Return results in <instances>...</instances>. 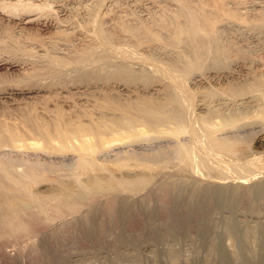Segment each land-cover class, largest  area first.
<instances>
[{
    "label": "rangeland",
    "instance_id": "1",
    "mask_svg": "<svg viewBox=\"0 0 264 264\" xmlns=\"http://www.w3.org/2000/svg\"><path fill=\"white\" fill-rule=\"evenodd\" d=\"M13 1L0 0V93L8 94L0 96V164L7 177H0V264L56 258V264H178L223 236L231 247H264V0ZM27 13L37 22L20 25ZM174 26L187 34L178 40ZM204 28L211 36L203 41ZM172 75L190 95L188 105L176 101ZM82 127L88 133H79ZM177 128L189 133L181 143L198 153L212 143L216 153L210 149L200 173L172 141L109 148L126 135L151 131L154 138ZM60 131L67 141H59ZM63 142L75 150H49ZM89 142L99 151L93 177L70 157ZM116 158L167 159L168 167L125 173L113 169ZM221 194L249 205L226 209ZM211 201L216 206L209 211ZM183 202L211 215L196 225L208 223L212 235L178 234ZM45 249L56 251L53 259L39 253Z\"/></svg>",
    "mask_w": 264,
    "mask_h": 264
},
{
    "label": "bare ground",
    "instance_id": "2",
    "mask_svg": "<svg viewBox=\"0 0 264 264\" xmlns=\"http://www.w3.org/2000/svg\"><path fill=\"white\" fill-rule=\"evenodd\" d=\"M11 1H13V0H11ZM14 2V1H13ZM11 2L10 3V5H12V6H16L17 5V3L19 2ZM22 2V1H21ZM9 5V4H8ZM17 7V6H16ZM19 7V6H18ZM2 10V9H1ZM5 10V9H4ZM32 10V9H31ZM246 10V9H245ZM24 11H25V9H24ZM23 11V12H24ZM27 11V10H26ZM5 13V12H4ZM2 11H0V19H1V17H3V16H5V14H4ZM26 14V13H25ZM25 14H23V15H21V17H19V21H20V25H32V24H34L35 22H37L36 21V19H34L33 18V15H28V13H27V15H25ZM187 14V13H186ZM191 14H193V13H191ZM15 15V14H14ZM25 15V17H22V16H24ZM9 16V15H8ZM187 16V15H186ZM189 16H191L190 15V13H189ZM7 17V16H6ZM35 17V16H34ZM185 17V16H184ZM196 17H197V15H196ZM199 17V16H198ZM189 18L190 17H187V19H188V21H191L190 23H192L193 25L192 26H195V24L198 22V19H196L195 18V16H194V14H193V17H191L190 19L191 20H189ZM197 21V22H196ZM186 24H188L187 23V21L185 22ZM184 23V24H185ZM2 25V24H1ZM178 25V24H177ZM182 25V24H181ZM197 25V24H196ZM186 26V25H185ZM189 26V25H188ZM187 26V27H188ZM175 27V26H174ZM198 27V26H197ZM196 28V27H195ZM198 28H200V27H198ZM174 29V28H173ZM175 29H176V31H175V33L173 34V35H175L174 37H176L178 40H180L181 38H183L184 37V35L185 34H187V32H188V30L186 29V27L185 28H176L175 27ZM205 29V30H204ZM203 30V32H202V30L200 31V33H201V38L203 39V41L204 40H206L205 38L208 36L209 37V35L210 34H208V33H210V32H208V31H206V28H204ZM192 30V29H191ZM172 33V32H171ZM170 33V34H171ZM196 35V37H199L200 38V36H197L198 34H195ZM211 36V35H210ZM176 38H175V40H176ZM174 39V38H173ZM210 40H211V38H210ZM177 41V40H176ZM106 43V42H105ZM109 43V42H108ZM103 45H104V43H103ZM109 47H110V45H109ZM105 49V48H104ZM107 52V51H106ZM114 52V51H113ZM104 53V52H103ZM110 54V53H109ZM90 57V56H89ZM88 56H86V58H89ZM82 59V58H81ZM91 59H93V58H91ZM91 59H89V62H90V60ZM95 59V58H94ZM88 60V59H87ZM96 60V59H95ZM84 60H82V64L84 65V62H83ZM86 62V61H85ZM88 62V61H87ZM87 62H86V64H87ZM93 62V61H92ZM1 63V62H0ZM58 64V63H57ZM62 64V67L65 65V64H63V63H61ZM70 64V63H69ZM66 65H68V64H66ZM80 65V64H79ZM82 65V66H83ZM58 69H60V68H58ZM64 68H62V70H63ZM61 70V69H60ZM60 70H58V71H60ZM170 71V70H169ZM175 71V70H174ZM173 74V73H172ZM168 75V74H167ZM178 75V74H177ZM173 76V79H174V75H172ZM171 77V76H170ZM176 77H178V76H176ZM176 77H175V81H176V83L175 84H177V88H178V91H177V93L175 92V94H174V96H176L177 98H176V101H178L179 100V103L180 104H182L183 106L185 105V104H187L188 102L190 103V101H188L189 100V98L186 96V94L188 95V93H186L185 94V92L183 91V86H182V81L180 80L179 81V84H178V80H176ZM180 77V76H179ZM172 78V77H171ZM182 79V78H181ZM174 87V86H173ZM175 90V89H174ZM16 91V90H15ZM21 92V91H20ZM13 94L15 93V92H12ZM12 93L11 94H9V95H12ZM22 93V92H21ZM173 93H174V91H173ZM6 95H8L7 93H3V94H1L0 93V96L1 97H5ZM188 96H190V95H188ZM188 99V100H187ZM181 105V107H183ZM188 105V104H187ZM191 106V105H190ZM256 106V105H255ZM252 107V106H251ZM191 109V108H190ZM185 110H187V109H185ZM246 110V109H245ZM251 111V110H250ZM187 112V113H186ZM185 113L186 114H190V111H186ZM187 116V115H186ZM193 116V115H192ZM189 118H190V115H189ZM250 118V117H249ZM189 120V119H188ZM190 121H191V118H190ZM31 122V121H30ZM29 122V123H30ZM193 122H195V121H193ZM260 122V121H259ZM262 122V121H261ZM35 123V122H34ZM34 123H32V126L41 134V135H43V137L45 138V140H48L49 139V134H48V132L46 131V128H43L42 126H38V123L36 122L35 124ZM192 123V122H191ZM197 123H199V122H197ZM197 123H196V125H197ZM195 124V123H194ZM193 124V125H194ZM188 125V124H187ZM204 125H205V123H204ZM210 125V124H209ZM217 125V124H216ZM208 126V125H207ZM214 126V125H213ZM200 127H201V125H200ZM199 126H198V129L200 128ZM204 127V126H203ZM210 127V126H209ZM248 127V126H247ZM191 128V127H190ZM189 128V129H190ZM196 128V127H195ZM206 128V127H205ZM213 128V127H212ZM258 128V127H257ZM186 129H187V126H186ZM203 131H204V128H201ZM201 129H199V130H201ZM248 129V128H247ZM141 130H143V131H145L144 129H143V127L141 126ZM197 130V129H196ZM195 130V131H196ZM209 130H210V128H209ZM193 131V130H192ZM252 131V130H251ZM258 131V130H257ZM261 131V130H260ZM188 132V131H187ZM191 132V131H190ZM196 132L198 133V134H196ZM196 132H194L196 135H200L201 136V132H199V131H196ZM231 132V131H230ZM250 132V131H249ZM253 132V131H252ZM79 133H81V134H85V133H88V128L87 127H82V128H80V132ZM209 133V131L207 130V133L206 134H208ZM59 137H58V139H59V141H67V140H65L66 138H67V133L66 132H64V131H60L59 132ZM100 135H102L101 133H99ZM120 134H122V133H120ZM160 135H158V136H156V137H154V138H152V136L154 135L151 131H147L146 133H145V135L144 136H142V135H139V134H137V133H134V135L135 136H132V137H128L127 135H126V139L124 140V137H122L121 139H115V140H112V141H109V148H112L113 150L111 151V152H115L116 151V148L117 147H119V146H127V148H129V147H133L134 145H138V146H140V145H142V144H144V143H148V144H150V143H153V142H155L156 143V141L158 142V141H168V142H174V145L175 144H177L178 146L177 147H175L176 149H177V152H179L180 153V156H181V154H182V156H184L185 158H187V161L193 166V164H195L194 165V167H195V169L197 170V171H199L198 169H200V168H203V169H205V167L207 166V163L210 161L209 159V156H211V155H213V154H215L216 153V151H215V149L213 150V148L211 149L210 148V144H212V143H210V144H207V143H205L204 141L202 142V143H205V146H204V144L202 145L203 147H201L200 145L202 144V143H200L199 141V143L198 142H196V143H198L197 145H199V147H201L202 148V152L201 153H198V152H196L197 150H193V149H191V147L190 146H187V145H183L182 143H181V139H182V137H185V135L187 134L182 128H177L176 130H175V132H171V131H164V132H161V133H159ZM189 134V133H188ZM187 134V135H188ZM193 135V137L192 138H194L195 137V140H196V135ZM205 134V135H206ZM251 134H254V133H251ZM198 136H197V138H198ZM199 136V137H200ZM203 136V135H202ZM201 136V137H202ZM210 136V135H209ZM253 136V135H252ZM254 136H256V135H254ZM186 137H188V136H186ZM205 137H207V136H205ZM210 137H212V136H210ZM220 137V136H219ZM43 138V139H44ZM233 138V137H232ZM254 138V137H253ZM208 139V138H207ZM212 140L214 139L215 141H216V139L215 138H211ZM220 138H218V140H219ZM223 139V138H222ZM249 139V138H248ZM199 140H201V139H199ZM218 140L216 141V142H218ZM226 140V139H225ZM182 141H183V139H182ZM210 141V140H209ZM224 141V140H223ZM239 141V140H238ZM95 142V141H94ZM94 142H89V143H87V144H85V146H82V147H79V149H76L77 151H76V153H77V155H73V156H70V157H76L74 160L76 161V167L77 168H79V167H84L83 168V170H81L82 171V173H87V174H89L88 175V177L89 176H92L93 177V175H94V173H95V170H96V164H95V154L97 153V152H99V151H97L96 149H95V146H96V143H94ZM172 142H171V144H172ZM176 142V143H175ZM215 142V143H216ZM228 142V141H227ZM66 142H63V145L62 144H60V143H57V144H54L53 146H51L50 148H49V150H51V151H55V154H57V155H61V154H63V153H66L67 151H69V150H75V149H73V148H71L70 146H67L66 147V144H65ZM164 143V142H163ZM190 143V142H189ZM219 143V142H218ZM218 143H216L217 145H218ZM225 143V142H224ZM74 145L75 144H77V143H73ZM147 144V146H149ZM158 144V143H157ZM193 144V143H192ZM221 144L222 145H225V144H223L222 142H221ZM231 144V143H230ZM168 145H170V144H168ZM189 145V144H188ZM196 145V146H197ZM206 145H207V147H206ZM252 145V144H251ZM33 146V148H36V149H42V150H45V148H44V146H42V144H39V143H36V144H34V145H32ZM145 146H146V144H145ZM146 146V147H147ZM171 146V145H170ZM176 146V145H175ZM227 146V145H226ZM73 147V146H72ZM157 147V146H156ZM74 148H76V147H74ZM140 148V147H139ZM141 148H142V146H141ZM193 148V147H192ZM198 148V147H197ZM200 148V149H201ZM173 149V148H172ZM196 149V148H195ZM206 149V150H205ZM210 149L211 150H213L214 151V153L213 154H211V152H210ZM169 150H171L170 148H169ZM175 150V149H174ZM204 150V151H203ZM144 151V150H143ZM173 151V150H172ZM171 151V152H172ZM201 150H199V152H200ZM208 151V152H207ZM135 152V151H134ZM157 152H159V151H157ZM223 152V151H222ZM225 152V151H224ZM103 153H105V155H107V153H106V151H104V152H100V154H103ZM138 153V152H137ZM152 153V152H151ZM169 153H170V151H169ZM99 154V155H100ZM165 154V153H164ZM163 154V155H164ZM168 154V153H167ZM135 155H138V154H135ZM147 155V154H146ZM153 155V154H152ZM151 155V156H152ZM169 155V154H168ZM170 155H172V154H170ZM216 155H218V154H216ZM166 156V155H165ZM165 156L163 157V159H165ZM150 157V156H149ZM156 157V156H155ZM212 157V156H211ZM90 158V159H89ZM157 158V157H156ZM219 158H221V157H219ZM68 159H71V158H68ZM151 159V161H153V159L152 158H150ZM160 159V158H159ZM159 159H158V162H156V163H153V162H155V161H153L152 163H140L139 161L137 162V163H132V161L131 160H127L126 158H123V159H120V158H116L114 161H113V163H111L112 164V167H113V169H116V170H118V171H124L125 173H129V172H134L135 171V169L136 168H140L141 169V171L143 172V173H147V172H152L151 174H153V172L155 171V167L156 168H158V167H166L165 166V163L167 164V159H166V161L164 162V163H162L161 164V161H159ZM162 159V160H163ZM217 159V158H216ZM222 159V158H221ZM224 159V158H223ZM141 160V159H140ZM154 160H156V159H154ZM218 160V159H217ZM182 161V160H181ZM219 161V160H218ZM185 161H183V163H184ZM189 163H188V165H189ZM219 163V162H218ZM180 164V163H179ZM178 164V165H179ZM231 164V163H230ZM250 164V163H249ZM135 165V166H134ZM181 165H182V163H181ZM238 165V164H237ZM251 165V164H250ZM183 166V165H182ZM181 166V167H182ZM168 167V166H167ZM213 167V166H212ZM247 167V166H246ZM90 168H93V171H92V173L90 172ZM186 168V167H185ZM248 168V167H247ZM145 169H146V172H145ZM194 169V168H193ZM186 170V169H185ZM195 170V171H196ZM202 171V170H201ZM80 172V171H79ZM29 173V172H28ZM28 173H26L27 174V176H28ZM34 173V172H33ZM81 173V172H80ZM81 173V174H82ZM198 173V172H197ZM199 173H200V171H199ZM205 174V173H204ZM199 175V174H198ZM202 176V175H201ZM0 177H4V178H7L6 177V173L3 171V169H2V166H1V164H0ZM79 177V176H78ZM83 177H84V175H83ZM34 179V178H33ZM179 180V179H178ZM89 181V180H88ZM60 182H62V181H60ZM87 183V182H86ZM12 185L13 186H16L17 185V183L16 182H12ZM76 185V184H75ZM81 185V184H80ZM85 186V185H84ZM133 187L134 186V184H127V186L126 187ZM78 187V186H77ZM76 187V188H77ZM81 187V186H80ZM74 188H75V186H74ZM124 188V187H123ZM124 189H126V188H124ZM261 189V188H260ZM81 190V189H80ZM130 190V189H129ZM263 190H264V187H263ZM263 190L261 191H259V193L258 194H261L262 192H263ZM111 191V190H110ZM67 193V192H66ZM23 194L24 195H26V196H28V198L30 197V199L32 200V201H34L35 202V199H34V197L33 196H31V194H30V192H29V190H24L23 191ZM70 194V193H69ZM257 194V193H256ZM257 194V195H258ZM73 195V194H72ZM224 194H221V197L223 196ZM235 196V195H234ZM234 196H231L230 195V198L231 199H233V197ZM240 196V195H239ZM245 196V195H244ZM229 198V199H230ZM241 198V197H240ZM239 198V199H240ZM245 198V197H244ZM250 198H252V196L250 197ZM222 199H223V197H222ZM247 199V198H246ZM246 199H244V200H246ZM249 199V198H248ZM223 200H225V199H223ZM236 200V199H235ZM244 200H238L239 202H234L233 200H232V202H226V200H225V202H226V204L224 203V201H222V203L225 205H223V207H225L226 209H230V208H232L234 205H235V207H236V205H241V206H246V205H249V203H246V201H244ZM237 201V200H236ZM250 201L252 202V200L250 199ZM33 202V204H35ZM220 202V201H219ZM184 203V202H183ZM215 203V202H214ZM214 203L211 201V202H206L205 203V205H206V207L208 208L207 210H209V209H213L214 208V206H216V205H214ZM178 204V203H177ZM185 204V206H186V213L185 214H182V216L179 218V221H177L176 222V227H177V229H178V234H181V233H191L192 231H198L199 229L200 230H204L205 231V233H208V235H212V232H211V229H210V226L208 225V223H205V224H203L202 226H201V228H200V226L198 225H196V222L197 221H202L203 220V222H208V220H210L211 219V215L210 214H206V215H204V216H202V214H203V211H201L200 209H191L190 208V203H184ZM183 204V205H184ZM221 204V203H220ZM219 204V205H220ZM251 204V203H250ZM181 206V205H180ZM198 206V205H197ZM222 206V205H221ZM194 208V207H193ZM196 208H198V207H196ZM203 208V207H202ZM216 208V207H215ZM185 209V208H184ZM12 210L14 211V212H18L19 211V205L18 204H15V206L12 208ZM174 210V209H173ZM183 210V209H182ZM211 210H209V211H211ZM215 210V209H214ZM185 211V210H184ZM178 213V212H177ZM180 214V213H179ZM173 215V214H172ZM210 215V216H209ZM214 217V216H213ZM170 219V218H169ZM177 219V218H176ZM215 219V218H214ZM212 222H213V220H211ZM170 221H167V223H169ZM172 223V222H171ZM202 224V223H201ZM235 225V224H234ZM167 226V225H166ZM169 226H170V224H169ZM236 227V226H235ZM9 228V227H8ZM8 228H4L5 230L6 229H8ZM166 228V227H165ZM170 228H172V227H170ZM215 228V227H214ZM168 229V228H167ZM164 230V229H163ZM231 231V230H230ZM172 233V232H171ZM236 233V232H235ZM235 233H233L232 234V232H231V234H229V237L226 239V240H229L230 241V236H232V235H234ZM238 233V232H237ZM227 234V233H226ZM226 234H225V236H226ZM222 235H224V234H222ZM149 236V235H148ZM174 236V235H173ZM153 238H156V239H159L160 237H158V236H156V235H154V236H152ZM227 237V236H226ZM211 238V237H210ZM151 239V238H150ZM223 239H224V236H223ZM223 239H221V241L218 243V244H212L213 246H207V247H203L202 249H200V250H196V251H191L190 252V254L186 257L185 256V259L182 261V262H180V263H178V264H264V247H261V248H256V246L253 248V247H250V246H247V247H231L230 246V244H229V246H228V244L226 245L224 242H223ZM235 239V238H234ZM218 241V240H217ZM245 241V240H244ZM214 242V241H213ZM229 243V242H228ZM235 244V243H234ZM246 244H247V242H246ZM232 245V244H231ZM47 247V246H46ZM58 249V248H57ZM53 251L54 250H52L51 252H50V254H52V256H51V258L53 259L54 258V254H53ZM59 251V250H58ZM34 252V251H33ZM54 252H56V251H54ZM39 253H41V254H46L47 256H50V254H49V251L47 250L46 251V249H45V251L43 250V251H39ZM52 263L53 264H56L57 263V258L54 260V261H52ZM164 263H166L165 261L164 262H161L160 264H164ZM177 264V263H176Z\"/></svg>",
    "mask_w": 264,
    "mask_h": 264
}]
</instances>
